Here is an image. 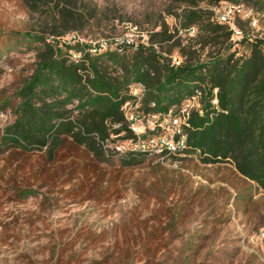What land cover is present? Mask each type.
Segmentation results:
<instances>
[{"label":"rangeland","instance_id":"obj_1","mask_svg":"<svg viewBox=\"0 0 264 264\" xmlns=\"http://www.w3.org/2000/svg\"><path fill=\"white\" fill-rule=\"evenodd\" d=\"M225 4L247 12L235 18L239 34L226 24L230 40L227 31L213 36L202 25L192 35L183 29L190 11H201L204 24L218 22L208 1L0 0V264H264V190L230 161L207 164L192 148H165L188 125L179 110L191 116L201 112V102L153 115L144 107L145 87L131 86L137 99L122 110L129 129H141V138L151 141L147 152H131L135 133L116 134L111 122L103 143L98 133L80 143L84 116L77 100L52 122L72 123V131L64 126L30 151L9 139L25 102L42 106L40 91L25 97L23 90L44 42L78 62L87 51L94 57L118 52L138 27L134 46L120 54L129 62L142 46L174 66L187 58L199 64L229 54L246 58L253 44L264 42V1L222 2L219 9ZM164 25L169 41L155 37ZM56 100L47 102L64 96Z\"/></svg>","mask_w":264,"mask_h":264},{"label":"trees","instance_id":"obj_2","mask_svg":"<svg viewBox=\"0 0 264 264\" xmlns=\"http://www.w3.org/2000/svg\"><path fill=\"white\" fill-rule=\"evenodd\" d=\"M202 1L219 9L222 2L260 4L264 0ZM203 22L201 11H190L181 25L185 31L202 25L213 36L227 31V40L232 38L226 24ZM166 29L164 25L163 32L155 37L161 35L163 41L171 40L173 36L168 35ZM219 38L216 36L214 41L220 43ZM43 45L38 69L23 90L25 97H33L40 91L42 106L36 109L31 102H25L15 136H9L12 142L20 146L19 141L23 142L30 151L35 143L47 145L51 137L61 134L64 126H71L72 131V123L58 126L52 122L63 116V106L75 100L84 116L77 136L80 143H85L95 133L104 142L109 136L107 122L118 125L116 134L123 129L132 135L122 110L128 102L137 99L131 86L145 87L144 107L153 115H167L172 107L182 105L196 91H201V112L191 114L176 142L184 138L185 148L202 153L204 163L232 162L243 177L264 190V42L253 44L246 58L229 54L205 64L187 58L179 66L167 63L153 48L143 46L134 54L132 62L120 58L129 48L102 52L95 57L87 51L83 59L76 62L70 56L64 57L53 44L44 42ZM108 63L115 69L110 70ZM118 68L121 74H117ZM215 90H218L217 95ZM62 96L61 103L47 102L49 98L57 101V97ZM216 98L218 105L213 104ZM151 105L155 107L150 108ZM97 144L94 141L93 147Z\"/></svg>","mask_w":264,"mask_h":264},{"label":"built area","instance_id":"obj_3","mask_svg":"<svg viewBox=\"0 0 264 264\" xmlns=\"http://www.w3.org/2000/svg\"><path fill=\"white\" fill-rule=\"evenodd\" d=\"M216 15H217V20L218 22L222 23V24H227L231 27L232 31L235 32L236 34H239L238 30L235 29V18L237 17H242L244 15H246V8L244 5H233V4H225L223 6L222 9H215ZM254 26H256V22L254 23ZM191 35L196 33L195 27L191 28L188 31ZM139 35V29L138 27H132L130 29V40H125L123 42V44L120 46V50H123L124 48H131L134 46L135 41L133 40V38L135 36ZM181 63H176L177 66H179ZM214 94L217 95L218 94V90L214 91ZM203 98V92L201 91H196L195 94L189 98L188 100H186L185 102L188 103H192V102H201ZM214 105H218V100L217 98L214 99L213 101ZM179 112L181 114H183L184 118L186 119L187 117H190V114L188 113L187 109H181L179 110ZM172 119L174 120V122L176 124L179 123V120L175 117H172ZM131 131H133L135 133V137L129 141L128 146L130 147L129 150L131 152H147L150 149L151 146V141L148 140H144L143 138H141V135L143 134L141 129L138 128H130ZM178 132L180 133V130H178ZM133 133V134H134ZM103 143V142H102ZM166 146L165 148L167 149V151L171 152V153H175V152H179L181 150L182 147L184 146V140H180L178 142L175 141H171V142H167L165 141L164 143ZM123 149H125V147L123 146H118L116 147V150L118 152H122Z\"/></svg>","mask_w":264,"mask_h":264}]
</instances>
